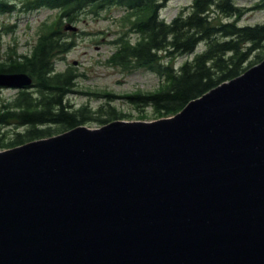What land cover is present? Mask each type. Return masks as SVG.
<instances>
[{
	"label": "water",
	"instance_id": "95a60500",
	"mask_svg": "<svg viewBox=\"0 0 264 264\" xmlns=\"http://www.w3.org/2000/svg\"><path fill=\"white\" fill-rule=\"evenodd\" d=\"M0 264H264V59L171 117L0 150Z\"/></svg>",
	"mask_w": 264,
	"mask_h": 264
},
{
	"label": "trees",
	"instance_id": "16d2710c",
	"mask_svg": "<svg viewBox=\"0 0 264 264\" xmlns=\"http://www.w3.org/2000/svg\"><path fill=\"white\" fill-rule=\"evenodd\" d=\"M170 0H0V14L16 10L48 9L56 16L40 24L36 39L26 54L15 51L0 56V73H24L32 86L0 102V150L49 138L91 122L99 126L126 115L111 105L125 100L140 121L150 109L155 120L177 114L190 101L230 81L264 59V23L240 25L251 12L264 10V0L252 7H239L233 0H192L169 22L160 17ZM122 10L118 31L110 45L108 67L131 74L145 70L157 77L151 91L136 90L116 96L108 91L91 95L105 99L96 110L83 105L74 109L67 98L84 75L73 68L58 71L57 59L75 46L77 33L65 32L67 24L97 19L110 9ZM11 27H3L7 33ZM202 45L203 50L196 52ZM176 66L178 58L191 56ZM9 128V131L1 129Z\"/></svg>",
	"mask_w": 264,
	"mask_h": 264
},
{
	"label": "rangeland",
	"instance_id": "374dc122",
	"mask_svg": "<svg viewBox=\"0 0 264 264\" xmlns=\"http://www.w3.org/2000/svg\"><path fill=\"white\" fill-rule=\"evenodd\" d=\"M19 2V0H14ZM192 0H170L161 10L160 17L166 22L172 20L180 9L190 5ZM239 7H252L256 0H233ZM56 11L45 8L34 11L16 10L14 13L0 14V30L3 27H11L7 33H0V56L6 57L7 53L15 51L16 54L29 52L36 39V32L40 24L50 21L56 16ZM122 15V10L112 8L101 14L97 19H85L72 24L77 28V37L74 38L75 46L63 57L57 59L55 67L58 71L73 68L76 73L84 75L77 80V88L67 98V103L77 109L83 105L96 110L105 106V99H97L92 93L108 91L116 96L134 92L136 90L151 91L157 86V77L145 70H138L131 74L121 73L118 69L108 67L105 60L113 53L114 47L110 45L115 33L118 31L117 18ZM264 23V10L254 11L246 15L240 25H256ZM203 50L200 45L196 52ZM191 56L180 57L176 66L182 64ZM15 89H0V102L9 100L15 95ZM117 111L126 115L125 121H140L136 112L125 100L116 99L111 103ZM147 116L144 121H154L150 109H146ZM89 128H98L99 123L91 122L85 125ZM9 131V128L1 129Z\"/></svg>",
	"mask_w": 264,
	"mask_h": 264
}]
</instances>
